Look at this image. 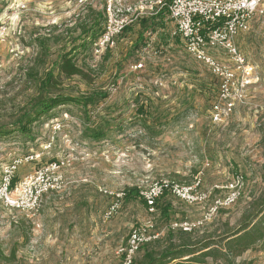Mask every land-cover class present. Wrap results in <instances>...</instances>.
<instances>
[{
  "label": "rangeland",
  "instance_id": "1",
  "mask_svg": "<svg viewBox=\"0 0 264 264\" xmlns=\"http://www.w3.org/2000/svg\"><path fill=\"white\" fill-rule=\"evenodd\" d=\"M157 2L113 0L123 12L143 9L100 53L97 39L81 47L76 26L100 14L103 30L106 0H0V126L12 132L0 137V183L5 165L32 154L34 160L11 178L10 191L38 175L56 188L41 196L34 211L11 209L0 194V264H119L118 252L135 229L158 235L148 243L156 252L180 242H211V255L201 264H264V240L239 256V247L225 240L264 204V15L234 40L258 79L215 122L218 83L179 46L164 50L156 44L171 27L167 7L157 12ZM149 16L157 19L142 29L139 20ZM72 48L89 82L62 76L60 88L106 92L107 98L87 108L60 106L28 132L13 131L40 76L51 68L57 74L58 56ZM214 56L227 63L225 52ZM140 61L143 68H131ZM56 122L60 129L54 132ZM162 180H199L197 191L208 198L186 203L166 192L151 214L139 196H125ZM237 181L236 201L203 227L189 235L171 228L201 219ZM113 205L117 209L107 215ZM254 223L255 231L264 232V217Z\"/></svg>",
  "mask_w": 264,
  "mask_h": 264
},
{
  "label": "built area",
  "instance_id": "2",
  "mask_svg": "<svg viewBox=\"0 0 264 264\" xmlns=\"http://www.w3.org/2000/svg\"><path fill=\"white\" fill-rule=\"evenodd\" d=\"M158 4L167 7L168 17L174 26L173 35L180 38L186 54L207 68L216 79L218 102L212 107L211 117L215 122L221 121L231 113L235 103L242 100L244 90L258 79L256 67L246 60L234 40L239 34L249 31L250 23L256 16L264 15V0H168L167 3L158 0ZM114 6L113 0H106L103 30L95 41L97 52L102 53L112 46L114 38L142 13V9L131 12L129 8L123 12ZM117 11L121 17H116ZM218 51L225 52L227 63L214 56ZM139 68H142V64L135 66V69ZM52 129L54 132L59 130V123L56 122ZM34 157L36 155L29 154L14 158L9 165L3 167L0 194L4 204L11 209L34 211L39 206L41 196L50 189H56L55 185L49 184L38 175L24 179L14 188L13 193L10 191L13 175L22 164L32 162ZM238 183L239 181L226 187L227 194L222 198H215L201 219L194 222H174L171 228L190 233L195 228L203 227L215 217L219 209L227 208L236 201L239 196L236 190ZM198 185L199 180L192 185L169 184L162 180L139 192V196L146 204L148 212L153 214L157 201L166 192L186 203L206 200L208 196L197 191ZM116 209V205L111 206L107 215H111ZM148 229H152L151 224ZM157 237V234L146 230H132L125 246L118 252L121 255L119 264H131L140 247Z\"/></svg>",
  "mask_w": 264,
  "mask_h": 264
},
{
  "label": "trees",
  "instance_id": "3",
  "mask_svg": "<svg viewBox=\"0 0 264 264\" xmlns=\"http://www.w3.org/2000/svg\"><path fill=\"white\" fill-rule=\"evenodd\" d=\"M165 9L166 8L163 7L161 10ZM156 18L157 17L154 16L141 18L139 20V25L142 29H145L147 25L151 24ZM102 20L101 15L96 14L83 22H78L76 28L79 31L78 37L82 39L81 47L84 48L86 46V40H89L88 43H93L99 37L102 32ZM126 29L127 27H125L123 31ZM75 51L76 48H72L70 51L58 56V63L55 68L57 74H55L53 68H51L46 70L43 75L40 76L37 81L36 94L26 103L22 114H20L15 122L16 128L13 131L21 133L28 132V127L37 122L48 112L60 106L71 104L87 108L94 106L107 98L106 92L91 91L89 93L74 94L73 92L63 91V89L60 88V79L62 76L65 78L76 76L87 83L89 82L87 74L81 68H77L74 63L72 57L75 56ZM10 131L11 130H6L5 127L0 126V137L12 133ZM128 193L129 194L125 195L127 198L139 196L136 189H130ZM142 203L146 207L143 200ZM155 207H157V203ZM263 211L264 204L260 206V209L256 213L250 215L247 222L240 226L237 232L225 239L228 245L239 247L236 256H239L256 241L264 240V232L260 229L257 231L253 229L256 225L254 221L259 216L264 217ZM180 233L183 235H189V233H184L182 231H180ZM211 246V242H204L199 246H194L191 242H180L178 245L170 244L163 250L156 252L148 248L149 244H145L144 249L140 248L138 250V252H142L141 256L138 258L134 257L131 264H201L204 262H201L200 258H205L211 255Z\"/></svg>",
  "mask_w": 264,
  "mask_h": 264
},
{
  "label": "crops",
  "instance_id": "4",
  "mask_svg": "<svg viewBox=\"0 0 264 264\" xmlns=\"http://www.w3.org/2000/svg\"><path fill=\"white\" fill-rule=\"evenodd\" d=\"M156 5H159L158 2L156 3ZM155 7H156L157 12H158L159 10H161L165 6L164 5L163 6L160 5L159 7L158 6H155ZM134 9H143V8H142V6H135ZM166 18L169 19L168 16ZM170 24H171V27L169 28V32L167 34H165V33L163 35L161 34L160 37H158V40H157L156 44L160 45L159 47L162 48V49L164 48V50L167 49V48H173V47H178L179 46L185 52L184 45L181 42L180 38L178 36L173 35L174 26H173V23L171 21H170ZM164 30L165 29H163L162 31H164ZM164 38H167V39H164ZM174 43H177L176 46H174ZM159 53H161V52H159ZM169 59H170L169 57L166 58V60H169ZM138 64H142V68H143V63L141 61L139 63H137V64H133L131 66V68L135 69V66L138 65Z\"/></svg>",
  "mask_w": 264,
  "mask_h": 264
}]
</instances>
